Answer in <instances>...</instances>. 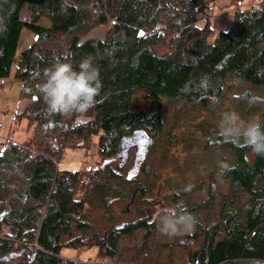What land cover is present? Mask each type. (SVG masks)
<instances>
[{
    "label": "trees",
    "instance_id": "16d2710c",
    "mask_svg": "<svg viewBox=\"0 0 264 264\" xmlns=\"http://www.w3.org/2000/svg\"><path fill=\"white\" fill-rule=\"evenodd\" d=\"M236 1L232 24L212 39L211 24L198 23L212 0H0V82L17 61L20 98L28 102L15 116L32 133L30 142L7 139L0 150V264H161L152 263L159 245L150 241L158 213L183 204L196 216L216 194L182 202L178 194L156 197L142 184L138 216L117 229L110 199L129 201L137 190L136 175L121 160L131 146L140 150L141 136L151 145L162 137L174 105L217 114L232 100L227 109L247 119L260 108L234 92L256 88L264 100V0ZM24 7L28 20L20 16ZM45 15L50 26L38 23ZM104 24H111L105 37H88ZM24 27L35 40L18 55ZM88 56L103 85L96 106L83 116L49 114L39 91L45 70L57 61L78 69ZM94 137L100 162L60 167L66 149L90 148ZM212 145L235 155L221 175L235 189L224 195L216 220L186 234L184 264H264V156L221 134ZM87 204L111 218L103 232L92 231ZM137 230L141 243L123 246L128 256L119 253L121 237ZM80 246L94 247L96 255H61Z\"/></svg>",
    "mask_w": 264,
    "mask_h": 264
},
{
    "label": "rangeland",
    "instance_id": "374dc122",
    "mask_svg": "<svg viewBox=\"0 0 264 264\" xmlns=\"http://www.w3.org/2000/svg\"><path fill=\"white\" fill-rule=\"evenodd\" d=\"M251 0H245L243 4L250 5ZM212 11H206V15L198 19L199 24L209 22L214 28L212 39L222 30H227L232 24L235 9L238 6L236 0H212ZM23 20H28L29 12L24 7L20 14ZM39 24L50 26L51 21L47 15L43 16ZM111 24L100 25L92 30L88 37H105ZM35 40V33L28 27L22 30L18 45V55L22 50L30 46ZM18 62L12 66L8 76L0 82V150L7 139L17 142H30L31 130L27 128L25 120H18L15 116L28 102V99L20 98L22 85L21 78L16 76ZM247 88L241 86L234 93H244L243 98L249 99L251 107H260L252 110L249 119L259 116L260 120L264 114L263 94L256 88L245 91ZM235 101L226 102L223 109L215 113L188 109L181 105H174L167 112L166 127L161 138L153 141L152 145L141 136L140 150L135 158L134 151L137 147L127 150L121 162L125 165V171L131 169V174L136 175L137 190L134 196L128 200L121 198L110 199L111 215L115 219V228L120 229L124 224L138 216L135 199L142 184L153 188L156 197H166L170 200L179 195L182 202H205L209 200V194L214 193L215 201L212 206L198 207L196 218L198 224L195 228L205 227L211 220H216L224 195H232L234 187L229 178H223L219 172L220 165H230L235 159L233 152L226 148L216 147L212 144L219 138L220 113L229 111L227 108L233 106ZM244 121L249 119L237 110ZM139 140V139H138ZM97 137L90 148L66 149L61 161V168H86L101 161ZM140 141V140H139ZM212 143V144H211ZM137 153V152H136ZM130 158H127V155ZM116 162V161H115ZM114 162V163H115ZM112 163V162H111ZM215 181V182H214ZM188 189V190H186ZM86 216L89 219L92 231L103 232L108 218L105 220L103 211L94 205L85 206ZM109 217V213H108ZM198 227V228H197ZM142 230H137L131 236H123L120 240L119 253L128 256L122 247L129 244L141 243ZM156 248L151 252L152 263L161 264H184L187 248L190 242L186 234L167 237L157 232L150 238ZM189 248V247H188ZM63 256L88 258L96 255L94 247L80 246L75 248H64Z\"/></svg>",
    "mask_w": 264,
    "mask_h": 264
},
{
    "label": "clouds",
    "instance_id": "9594fccd",
    "mask_svg": "<svg viewBox=\"0 0 264 264\" xmlns=\"http://www.w3.org/2000/svg\"><path fill=\"white\" fill-rule=\"evenodd\" d=\"M0 30H3L2 23ZM99 76V69L91 56L83 58L78 69L71 62H55L45 70L44 82L39 89L48 113L65 116L88 113L96 106L103 86ZM218 127L226 140L237 144L242 141L255 154L264 156V125L260 123L259 116L244 121L238 112L226 111ZM229 167L227 163H222L220 174L223 175ZM197 224V218L183 204L165 207L157 215L158 231L167 237L190 234Z\"/></svg>",
    "mask_w": 264,
    "mask_h": 264
},
{
    "label": "built area",
    "instance_id": "2783aa9c",
    "mask_svg": "<svg viewBox=\"0 0 264 264\" xmlns=\"http://www.w3.org/2000/svg\"><path fill=\"white\" fill-rule=\"evenodd\" d=\"M258 2H259V0H251L250 4H256ZM208 9H209V11H212L213 10V6H210ZM1 125H2V123H0V126Z\"/></svg>",
    "mask_w": 264,
    "mask_h": 264
},
{
    "label": "water",
    "instance_id": "95a60500",
    "mask_svg": "<svg viewBox=\"0 0 264 264\" xmlns=\"http://www.w3.org/2000/svg\"><path fill=\"white\" fill-rule=\"evenodd\" d=\"M141 33H144V31L143 30H140V34ZM111 159H106L105 161H104V163H103V165L105 164V163H107V162H109Z\"/></svg>",
    "mask_w": 264,
    "mask_h": 264
},
{
    "label": "flooded vegetation",
    "instance_id": "af4514ba",
    "mask_svg": "<svg viewBox=\"0 0 264 264\" xmlns=\"http://www.w3.org/2000/svg\"><path fill=\"white\" fill-rule=\"evenodd\" d=\"M138 151H139V149H137V151L134 152L135 158H136V156H137V154H138ZM136 152H137V153H136Z\"/></svg>",
    "mask_w": 264,
    "mask_h": 264
},
{
    "label": "snow or ice",
    "instance_id": "6c2138e0",
    "mask_svg": "<svg viewBox=\"0 0 264 264\" xmlns=\"http://www.w3.org/2000/svg\"><path fill=\"white\" fill-rule=\"evenodd\" d=\"M141 35H143V33H141Z\"/></svg>",
    "mask_w": 264,
    "mask_h": 264
}]
</instances>
